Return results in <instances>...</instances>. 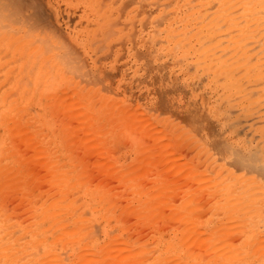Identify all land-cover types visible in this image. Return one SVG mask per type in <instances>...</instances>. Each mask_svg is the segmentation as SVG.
I'll use <instances>...</instances> for the list:
<instances>
[{
  "label": "rangeland",
  "instance_id": "374dc122",
  "mask_svg": "<svg viewBox=\"0 0 264 264\" xmlns=\"http://www.w3.org/2000/svg\"><path fill=\"white\" fill-rule=\"evenodd\" d=\"M6 1L9 2L7 3ZM17 1H23L24 3L21 2L22 5H14L11 3L14 2V0H11V2L10 0H0L2 4H8V7H11V5L16 7L21 6L20 9H22V16L18 14L17 16L20 17H16L17 11L15 10H17V8L14 7L15 10L10 12L13 19L11 18V21L3 19L8 22V24L5 22L6 25L3 24L4 22L2 23L7 29L0 28V30H8L10 26L13 27L15 25L13 28H18L17 32L26 31V34L30 36V32L35 28V31H38L32 33L31 37L34 38L37 36V38H39H35V41L33 42L36 43L37 41L39 44H42L41 40H45L49 37L51 40H48H50L52 44L55 42L57 43L58 40V45H56V47L54 45L55 49H51V52L58 51L57 53L60 56H57L56 53L55 55L57 57L55 56L56 59H53L54 56H49L50 54H48L47 59L45 58V60L42 61L49 64L50 60H53L55 63V71L57 68L59 70L62 69L64 76L61 77L66 80H61L60 77L54 82L52 75L55 71L54 73H52L53 71L51 72L52 75L49 74V78L51 76L52 78L50 79L53 80V82L49 81V79L46 81V85L41 83L43 82V79L38 78V81L42 80L41 82L39 81L42 86H47L49 84L48 82H52L49 84L50 86L48 85L49 88L42 89V91L52 90L51 92L55 93L50 94V91H48L49 94L45 95L38 94L39 89L41 88L40 84L37 82L34 84L32 81L29 82L30 80H24L21 83L22 90L24 87L22 93L25 94L24 92L29 91L23 96V98L29 99L26 101V107L23 105L24 102L20 105L17 100V104L15 105L17 109L14 107H12L11 110L8 107L9 111L6 107L0 109V113L2 112L0 115H4L3 117L6 118L1 119L5 123L2 122L3 125L1 124L2 127L0 126V144L3 145L6 141L10 145L9 148L11 152L8 151L9 148L4 150L7 147L2 148L7 155L6 162L10 157L15 159V161L12 158L7 163L5 162L6 164L4 163L3 165L6 167L1 165L2 167L7 168L9 167V163L13 160V165H11V162V168H9L10 171L13 170L11 172H14V177H11L13 174L8 172V168L6 169L8 173H5L6 170L4 169L5 174H11L10 176L7 175L9 176V179L6 178L8 183H5L0 179L2 181L0 182V188L4 189L3 191L0 189V193L3 192V196L0 197V200L1 203L7 207L6 209L9 210V213L12 212L17 219L21 217V221H27L28 219L26 220V218L29 217L30 219L32 217L30 216V211H32L31 208L33 204L36 205L40 201H43L44 198H46L44 201H49L53 198V194H55L56 197L64 191L67 192L69 189L66 195L64 193L62 194H64V196L74 194L73 197L71 195L69 197L74 200V202L77 201L74 205L77 211L82 212L85 216L87 214V217L90 216L88 214H94V212H98V215H102V217L98 216L96 218L97 220H93H96L94 223L100 226L94 225L91 221V233L95 230V226L98 230V232H96L97 230L94 231V233H97L96 235L93 233L96 239L100 238V241L103 242L106 237L109 239V234L111 236L117 231L118 234L121 231L123 232V234L121 233V237L124 242L122 244H120L121 241L119 242L123 256L120 252V256L122 257L116 258V260H118L117 262H114L113 260H115V258H113L112 261L114 264H137L147 262L149 258H151V255L157 252V245H161L171 235L173 236L174 233L181 232L183 228L186 227V223H190L191 220L192 222H195L196 218L198 219L197 226L190 232V234L188 232V245H191L190 248L192 250L194 249V251L202 252L207 250L210 241L207 233H198L200 230L199 221H203L202 219H206L207 217L210 218L213 225L215 224L216 226L219 220L223 218L220 220L221 224H218L217 226L220 227L225 223L230 225L231 222L229 223V221H227L230 219L228 218L230 216L224 215L228 218L226 219V222H224V216L219 215L221 214L220 212L224 210V207H226L225 210L227 207H230L228 213L231 214L235 211L234 215H236V213L238 214V216L235 217L241 218L238 222L237 220L239 219L237 218L231 219L232 222L233 220H236L235 223L238 224L237 227L239 226V228L234 226V228H231V231L228 230L225 233L226 235L224 234L226 236H224V238H226L227 241L232 243L238 241L248 225H263L260 223V220L262 219V214H264V202L260 205L256 203L258 204L255 206V208L257 207L258 209L256 213L255 211L253 213L251 209L248 210L249 207L253 206L250 204H247L249 205L247 207V212L244 211L246 208L242 209L243 204L241 202H239V204L241 203V206L236 203L237 206H235V204L226 201L230 206L220 205L221 208L219 206L218 210L217 207L219 203L217 204L216 201L218 198V200H220L222 198L221 196H223L226 191L223 192V195H220L224 187L222 185H220V187L218 183L215 184V181L213 180L214 177H212L213 174L214 176L218 174L221 178L225 177L223 179H227L230 173L229 170L231 169L233 171V167L236 168L234 162L238 164L239 162L236 161V159L234 161V159H232L233 157H230L229 155V153L234 152L233 149L238 151L235 150L237 154L232 153L234 156H241L239 153H244L242 156L246 155L247 157L249 154L248 151L250 150L262 154L258 156V159L260 156H264V101L261 99L263 96L257 93L261 96H258V98L260 97V100L258 99L256 102L255 97V101L253 100V97V99H249L250 101L247 100V97L249 96L251 98V95L253 96L256 91L248 90L247 88H250V86L246 83L247 88L244 89L242 87V90H245L242 94L244 95L245 92L249 91L250 94L246 93L245 95L248 94V96H244L245 99L242 94H240L242 91L241 89L239 94L234 95V93H230L229 97V94H227L229 92L227 91L232 92L234 86H232V89L230 88L231 90H228L229 86L225 89L226 84L223 85V82L226 83V81H223L225 76L222 79V72H220L219 75V71L222 69H218V72L212 74V70H207L205 63L203 64L202 62L201 65V62H198L199 64H197V61H193L196 60V55L194 57H185V59L182 57V53H176L174 52L175 50L172 52L169 50L170 52L163 53L164 47L160 44H165L166 39L162 35L156 36L155 38L152 36L155 40L152 38L151 41L150 39L151 45L149 44V48L151 49V52H149V54L155 51H157V53L155 52V58H148V47H145L146 42L144 39L146 34L150 31V25L152 26L155 22L152 18L155 17L157 18L156 20H158L157 12L164 11L163 8L167 9L168 7L165 6H170V0H161L158 5L147 3L148 5L145 4L141 6V11L145 13L144 15L147 14L146 17H143L144 19L139 15L138 6L134 5L135 9L133 6L130 7L131 4H129V0H96V2H92L94 5L92 4L93 7L90 8L88 7L89 4H86L85 6L84 2H87V0ZM14 3H16V1ZM163 4H165V6H163ZM106 6H113L112 8L110 7V11L108 9L112 17L108 15V20H105V15H95V12L98 14V11L99 14H103ZM127 7L131 9H128ZM92 8H95L94 14L91 11ZM129 10L130 14L132 12V19L126 18V13ZM85 11L87 15H85ZM154 13H156V15H153ZM31 14L32 16H30ZM166 15L167 16L164 18L167 19L168 14ZM96 17L98 19H96ZM101 18L106 21L104 22V27L102 26L104 20L99 22L102 20ZM149 18L154 22H149ZM140 19H142V22L138 21ZM22 20L33 25V27L36 26L37 29L36 27L31 29L27 26H21L23 23ZM12 21H15L14 25L13 23H9ZM130 21L131 25L128 24ZM158 21H156V23ZM12 27H10L11 30ZM81 27L84 32L81 31ZM93 27L103 28H94V30L92 29ZM39 29H41V32ZM85 31H89L88 35ZM10 32H14V29ZM40 35L44 37H41ZM52 35L53 38L51 37ZM89 35L91 37H89ZM19 38H21L20 34L17 35V39ZM21 39H19L18 42ZM202 39L203 40L192 39L194 44L191 43V45L195 47H191L189 53L194 52L193 49L197 50L199 44L198 41H201L202 43L206 42L205 44L210 42L209 38H206V40L204 38ZM61 41H63L62 44L64 43V46L61 44L63 47L60 45ZM12 42L10 43L12 44ZM45 42H43L44 45ZM35 43L32 47L36 46ZM48 43L46 42V47ZM28 44L31 46L30 42H28ZM39 44H37V46H39ZM6 45L7 49L5 47L6 50L4 49V52H2L3 47H0V56L8 57V53L11 52L10 45L5 44L2 46ZM49 46L52 47L53 45L51 46L50 44ZM48 49L49 48H47L46 51H48ZM198 51H200V49ZM69 52L70 54H68ZM178 54L181 56L177 57ZM51 55L53 54L51 53ZM61 56H68V59L65 60ZM69 56L72 60L71 64L69 62ZM180 57H182V60ZM57 58L60 60H57ZM6 61L7 64L8 59ZM38 61H41V59L36 60V62ZM64 61H66V64H70V66L68 65L69 67H67V65H64ZM56 62H59L60 64L58 63L57 65ZM81 63L83 66L78 68ZM38 73L40 74V72ZM56 74L57 72L54 76ZM58 75L60 76L61 73L59 74L58 72L55 77L56 79L58 78ZM239 75L240 77H243L242 73ZM237 77L238 78H235H240L239 76ZM244 81V78L243 80L240 78V84H236L241 85ZM33 84L36 87H34ZM25 86L27 87L25 88ZM37 86L39 87L38 92L37 90H34ZM239 88L241 87L239 86ZM31 89H33L34 94L31 93ZM43 93H45V91ZM30 94L32 95L30 96ZM36 94L39 95L40 99ZM46 95L47 97L45 98ZM48 96L52 99L50 100L52 101V105H50V103L47 104L48 106L43 105L42 103L48 100ZM236 97H241V99L239 98L237 100ZM37 99H39V101ZM109 100L113 102V104H111L114 105L113 107H109L110 103H112L109 102ZM246 101L249 102L246 103ZM261 101L263 102L262 104L258 103ZM47 102H44V104ZM121 102L125 103L127 106L130 105V107H127V110L116 108L121 105ZM251 102L253 104L249 105ZM115 103H117V106ZM217 105L221 112L215 113V111L219 110V108L218 110L216 108L218 107ZM43 106L45 108L49 107L48 110L44 109ZM211 106H214V108H211ZM21 109H23V111ZM42 109H44L43 112ZM35 110L39 111V114L36 113ZM28 112L31 114H38L39 116H36L38 117V121L41 122L43 118L44 124L47 123L48 125L49 122L52 125V130L48 128L49 125L47 128L45 126V129H43L42 126L44 124L40 122V125L38 124L40 128H36L37 124L35 123L34 125V123H32V121H34L32 117H34L33 115L35 114H33L32 117H26ZM23 113H26V118L20 117L21 115L23 116ZM40 114L41 117L43 116L41 119ZM44 115L48 116V119L44 118ZM28 117L32 119L30 120L31 122ZM15 118L19 119L20 122L18 121V124L14 126L15 131H13L12 127ZM17 125H19V127L25 125L29 130L24 127L25 129L22 130L25 131L24 134L23 132L19 134L21 131H16V128H18L16 127ZM34 126L36 128L35 131L48 130L49 134L47 136L49 137L45 140L47 141L46 144L51 145V151L47 146L46 150L45 148H42L43 146H41V142L38 140L42 139L40 137L43 134L41 135L40 131V133H32L34 132ZM1 141H3V143H1ZM226 142L230 145L226 144ZM226 145L230 146V149L232 150H229V147H225ZM218 148H220L221 152ZM213 151H215L216 154H213ZM47 152H50V154ZM254 152H250L251 155L252 153L254 155ZM257 153H255V156ZM239 156L237 160L242 159L244 161L249 159V156L247 159H243L244 157L239 158ZM261 160L264 164V157L261 158ZM51 162H55V164H53L54 166ZM49 163L51 169L59 163H66V172H70V174L74 173L73 175L67 174L66 176L68 177L65 176L62 179H56L52 176V170L49 169V173L47 171L48 167L46 165H49ZM243 164L244 162L242 163V167L246 168L244 167L245 164ZM68 165L74 166L69 169L67 168ZM21 169L23 172L20 171ZM247 169L249 168L247 167ZM14 170H16L17 174L21 172L20 175L17 176ZM240 170L243 171V169ZM5 174L3 175L6 176ZM77 174L79 179H82L83 177L84 182H81V180L76 178ZM72 177H75L78 182L81 183L72 187ZM64 180H68L69 183ZM211 181H213L214 185L211 184ZM90 182L91 184H89ZM52 183L57 186H59L58 183H60V186L57 187L56 185H52ZM84 183L86 184L83 185ZM88 184H95L97 187H95V185L93 187L99 189L102 188L103 192H107L108 195L111 194V196L113 195L112 198L114 199V205H112L113 203L111 204L112 200L111 202L103 200L106 198L108 199L107 195L103 194V197H98V193L90 192V189L86 186ZM215 185L217 189L214 187ZM62 186L65 187H63V190L61 189ZM84 186L85 193H93V195L98 197L99 203L102 200L101 205L99 204L98 206L97 202L94 205L95 208L88 207L83 199L84 193L82 189L84 188L82 187ZM217 186H219V188ZM54 187L57 188L55 189ZM133 187L137 188L134 189ZM94 190L96 189H93V191ZM57 191H59V193ZM79 191L80 193H78ZM100 192L102 191L100 190ZM49 195L53 196L50 197ZM154 195L155 197H153ZM149 196L152 200L155 199V205L153 207H150L152 202L151 199L149 200ZM257 198L259 199V197ZM229 199L231 198H228V201H230ZM148 200L150 201L148 208H143L145 205L144 203H148ZM251 200L250 203L253 204L254 200L257 199L253 197ZM107 202L115 207H111L115 210H110L113 211L112 215L115 212L114 216H118V223H114L117 219H112L110 213L109 215L111 218H109V216L106 217V219L104 218L105 216L103 215L106 213L104 205L107 204ZM140 202L141 204L143 202L141 211L138 209ZM231 202L234 201L232 200ZM3 204L2 206H4ZM35 205L33 206V210H35L34 208H37V205ZM108 205L106 207L107 214L105 215H108L109 212L108 209L110 206ZM232 205L234 207H232ZM28 206L31 207L29 210L30 213L26 211L29 209ZM238 206L241 207H239L238 210L242 209L243 211H237ZM102 208L104 212L101 211ZM149 208H151V210H149ZM255 208L253 209L256 210ZM143 209L149 211L144 212V210L142 212ZM12 210H14V212ZM85 210L86 212L84 213ZM99 210L101 211L100 213ZM248 211H251L253 216L256 215V217L261 214V216H259L260 219L257 217L255 221L254 219H251L250 221L252 222H248L244 217L243 220V216L252 215V213ZM25 212L29 214L26 213V216L23 214ZM239 212H245L246 214L239 215ZM21 215H25V218ZM209 215H214V217ZM215 216L221 218L216 220ZM189 218L191 219L190 221H188ZM246 218L248 217L246 216ZM257 219L259 220L257 221ZM222 221L224 224H222ZM106 223H110L108 225L110 226L109 228ZM111 223L114 224L111 225ZM232 224L234 225V223H231V225ZM93 225L94 228L92 227ZM119 226H122L123 228ZM120 228L122 230H120ZM104 231L107 233H104ZM124 234L126 236H124ZM113 237H115V235ZM123 237L128 240V243H126ZM191 239L193 240L192 244L189 243ZM100 241H98L99 245L102 244ZM135 244L145 250V253L140 257H135V251L132 250L134 249L132 247H134ZM81 245L82 244H80L79 248ZM95 246L97 247L95 249H97L98 253V250H103L100 248L98 249V245ZM81 248H83V246ZM81 248L78 249V251H80ZM75 252L76 255L79 256L77 251ZM100 253L99 255L101 256H98L97 254L98 259L101 257V260L105 262H102V264H107V261L110 258L105 256L108 257L106 259L104 258L107 260L105 261L102 258V255L104 257V254ZM67 254H69V251H67ZM91 254H89V257ZM96 254L93 253V255ZM72 255L73 252L70 253V258ZM73 256L75 259L78 258L75 255ZM142 257L143 260L138 259ZM101 260L99 261L100 263ZM110 261L111 260L108 262ZM113 263L111 262V264ZM235 264L257 263H246L245 261H241Z\"/></svg>",
  "mask_w": 264,
  "mask_h": 264
},
{
  "label": "bare ground",
  "instance_id": "6f19581e",
  "mask_svg": "<svg viewBox=\"0 0 264 264\" xmlns=\"http://www.w3.org/2000/svg\"><path fill=\"white\" fill-rule=\"evenodd\" d=\"M15 1H16V3H14ZM160 1L161 0H129V4H131L130 7L133 6L134 9H135L134 5L138 6L139 15H141L142 16L141 18H143V17H146L147 14L144 15L145 13L143 11H141L140 7L147 4V3L158 5ZM6 2H3V3H6ZM10 2H11V0H10ZM14 2H11V3L14 5L15 4L16 5L17 4L22 5L21 2H23V1L20 2V1L14 0ZM87 2H84L85 6H86V4H89L88 7L90 8V7H93L92 2H96V0H93V1L91 0V2H90V0H87ZM110 3H109V5H110ZM7 5L2 4V2H0V22L2 21L0 23V28H2V29L3 28L7 29V27L5 26L6 25L5 22L8 24V22L6 20H3V19H7L8 21H11V18L13 19V17H11L10 12H13L15 10L14 7H16L14 5H11V7H8ZM111 5H112V3H111ZM163 6H165V4H163ZM20 7L21 6L16 7L17 8V10H15V11H17L16 17L22 16V11H21L22 9H20ZM110 7L106 6L104 11H103V14H99V11H98V14L95 12V15L96 16H99V15L104 16L105 15L104 19L108 20V17H107L108 15L110 17H112V15H110L109 11L113 6L111 8ZM165 7H168V8L167 9L163 8L164 11L157 12L159 21L156 20L157 18H155V17H153V18L151 17L155 22L153 20H151L150 18L148 20L149 22H151V21L154 22L152 24V26L150 25V27H151L150 31H149V33L146 34V37L144 39V41L146 42L145 47H148L147 48L148 54H149V52H151V49L149 48L150 47L149 44L151 43L152 38L153 37L155 38L156 36L162 35L166 39V42H165V44H160V45H163L162 47H164V50H163L164 52L163 51H161V52L166 53L169 50L171 52L173 50H175L174 52H176V53H180V54L182 53L183 58H185V57L187 58L189 56L194 57L196 55V57H195L196 60H193V61H195V62L197 61L196 62L197 64H199L198 62H201L200 63L201 65H202V62H203V64L205 63L207 70L208 69L212 70V74L215 72H218V69L219 70L222 69L221 71H219V75H220V72H222L221 74H223V77H221V78L223 79L225 76V78L223 79V81H226V83L223 82V85L226 84L225 89H227L226 87L229 86V88H228V90H229L230 88L232 89V86H234L235 91L234 90H232V92L227 91V92H229V93H227V94H229V97H230V93L231 94L234 93V95L239 94L240 89L241 90L243 88L246 89L247 84H248L250 86V88H247V89L256 91V93H255L256 95L253 94V96L251 95V98H250L248 96V94H250V91L245 92V94L248 93L247 95H245V94L243 95L242 92H244L245 90H242L240 94H242L243 98H244V96H248L249 98L247 97V100H249V99H253L255 97L256 102H257V100L261 96H263V98H261V99H262V101H264V0H172V1L170 0V6L167 5ZM108 9H109V11H108ZM128 9H131V8H128ZM138 9H137V11H138ZM91 11L94 14L95 8L94 9L92 8ZM18 14H20V16H17ZM166 14H168L167 19L164 18L165 16H167ZM85 15H87L86 11H85ZM153 15H156V13H154ZM30 16H32V14ZM7 17H9V18H7ZM90 17H91V14H90ZM137 17H138V15H137ZM148 17H150V16H148ZM92 18H94V17H92ZM126 18L127 19L133 18L132 12L130 14V10L127 11ZM139 18H140V16H139ZM96 19H98V18L96 17ZM101 19H100L101 21H99V22H102L104 20L103 18H101ZM90 20H91V18H90ZM105 20L103 21V25H102L103 27H104V22H106ZM124 20H125V18H124ZM141 20L142 19H140L138 21H141ZM96 21H98V20H96ZM131 21L128 24L131 25ZM156 21H158V22L156 23ZM14 22L12 21L9 23H13V25H14ZM22 22H21L22 23L21 26H27L31 29L36 27V26L33 27V25L26 23L23 20H22ZM2 23L5 25L3 26ZM10 27H12V26H10ZM10 27H9L10 30L8 29L9 31L5 30V29L0 30V47H3V50L1 49L2 52H4L7 49V45L6 46H2V45L8 44V45H10L9 47L11 49V52H9L10 55H9V53L7 55L8 57L0 56V109L3 107H6V109H8V111H9V108L11 110L12 107L17 109L15 107V105L17 104V100H18V103L20 105L24 102L23 103L24 106L27 103L26 101L29 100V99L23 98V96H25V94H27L29 92V91L28 92L26 91L27 93L26 92H24L25 94L22 93L24 91V87L22 90L21 89V85H22L21 83L24 80H27V81L30 80L29 82L32 81L34 84L37 82L40 85H41V83H44L46 85L47 84L46 81H48L50 78H52L51 76L49 78V74L52 75V73H54V71H55L54 61L50 60V63L47 64V62L42 61V60H45V58L47 59L48 54H50L49 56H54V57L56 55L60 56L57 53L58 51H55V52L52 51L51 52V49L52 50H53V48L55 49L56 45H58L57 39H55V40H57V43L55 42L56 44L51 43L50 37L45 39V40H41L42 44H39V42H37V41L35 43V42H33V41H35L34 39L39 38V37L37 38V36H35L34 38L31 37L32 33H36V31H38V30L35 31V28L32 30V32H30L31 33L30 36H28L26 34V31L25 32H22V31L17 32L18 28L16 29V28L12 27V30H11ZM103 27H100V28L93 27L92 29H94V28L95 29H97V28L101 29ZM13 29H14L15 33L17 32L16 35L14 32H12V33L10 32V31H13ZM36 29H37V27H36ZM80 29H81V31H83L82 27ZM39 30L41 32V29H39ZM40 32H39V34H40ZM85 32L88 35L89 31L88 32L85 31ZM19 34H20V37L22 38V39L19 38V39H21L20 40L21 42L19 41L20 43L18 42L19 39H17V35H19ZM41 37H44V36H41ZM51 37L53 38V35ZM89 37H91V36L89 35ZM86 38H87V36H86ZM193 38L196 40H198V39L203 40L202 38H204L206 40V38H209L210 42L208 44H205L206 42L202 43L201 41H198L199 42L198 48H197V50L193 49L194 52H192L193 53L192 54V53H189V51L191 50V47H195V46L191 45V43H193L192 42ZM48 39H50V40H48ZM150 39H151V41H150ZM12 41L15 42L16 44L13 43ZM45 41L47 43L49 41L47 47H46ZM10 42H12V44L14 46ZM28 42H30L31 46L28 44ZM43 42H45V45L43 44ZM62 42L63 41H61V43L59 42L60 45L62 44ZM195 42L198 43L197 41H195ZM34 43L36 46L32 47L34 45ZM139 43H141V42H139ZM37 44H39V46H37ZM50 44H51V46L52 45L53 46L50 47L49 46ZM54 45H55V47H54ZM62 45L64 46V43ZM62 45H61V47H63ZM5 47H6V49H5ZM152 47H153V45H152ZM47 48H49L48 51H46ZM199 49H200V51H198ZM155 50H157V49H155ZM8 51H10V50H8ZM48 52H51L53 55H51V53H48ZM155 52L157 53V51H155ZM155 52H152L151 54H149L148 58L149 59H150V57L155 58L156 57ZM68 54H70V52ZM180 54H178L177 57L181 56ZM168 55H169V53H168ZM172 55H173V53H172ZM54 57H53V59H56V57L55 58ZM61 57L64 58L65 60L68 59L67 58L68 56H61ZM182 57H180L181 60H182ZM58 58H60V57H58ZM58 58H57V60L62 59V58H60V59H58ZM7 59H8V63L6 64ZM38 59H41V61L36 62V60H38ZM51 59H52V57H51ZM64 62H65L64 65H67V67H69L70 64L72 63L70 56H69L70 64H66V61H64ZM58 63L59 62H56L57 65H58ZM81 64L78 66V68L83 66V64L82 65ZM58 70L59 69L57 68L55 73L57 72V74H58V72H59V74L61 73V75L60 76L58 75V78L56 79L55 77L57 74L54 76V74H55L54 73L52 75L54 82H56V80H58L61 76H64V72L62 73V69L59 71ZM38 72H40L41 76L42 75L43 76L41 77ZM238 73L239 74L242 73L243 77H240V75ZM38 75H39V77H38ZM90 75H91V73H90ZM236 75L239 76L240 78H242V80H243V78L245 79V81H246V82L244 81L245 85H244V82H242V84H241L242 86L239 85L240 84V82H239L240 78L236 79V78H238ZM38 78L43 79V82H41L42 80L41 81L39 80L41 82V83H39ZM46 78H48V79H46ZM62 79H65V78L61 77V80ZM53 80L50 79L49 81L53 82ZM236 80H237V82H236ZM52 82H48V83L50 84ZM236 83H239V84H236ZM23 85H24V83H23ZM45 85L44 86L41 85L40 89L37 86V88H34V90H37V92H38V89H39L38 94L39 93L44 94V95L49 94L48 91H50V90H43L42 91V89L49 88L48 85L47 86H45ZM239 86L241 88H239ZM26 87L27 86H25V88ZM34 87H36V86L34 85ZM50 89H51V87H50ZM31 90H32L31 93H33V89H31ZM44 91H45V93H43ZM51 91H50V94L55 93V92H51ZM257 93L261 94V96L258 95ZM31 95L32 94H30V96ZM39 95H37V97L40 99ZM49 96H48L49 101L48 100H47L48 102L44 101L47 103L44 104V102H43L42 103L43 105H47L49 103H50V105H52V101H50L52 99H50ZM258 96H260V97L258 98ZM46 97H47V95L45 96V98ZM241 97H239V98L241 99ZM239 98L236 97L237 100ZM255 98L253 99L254 101H255ZM39 99H37V100L39 101ZM262 101L258 102V103L262 104L263 103ZM109 102H112V101L109 100ZM248 102L246 101V103H248ZM111 104H113V102L110 103V105ZM115 104L117 106V103H115ZM252 104L253 103L251 102V104H249V105H252ZM110 105H109V107L114 106V105H111V106ZM127 107L129 108L130 105L127 106V105H125V103L121 102V105L119 107H116V108H120V110L121 109L127 110L126 109ZM48 108L49 107H47V108L44 107V109H47V110H48ZM211 108H214V106H211ZM216 108L218 110L219 106ZM44 109H42V112L44 111ZM21 110L23 111V109H21ZM35 111H36V113L39 114V111H37V110H35ZM216 112H221L220 108L218 111H215V113ZM222 112H224V111H222ZM0 114H2V112ZM25 114L23 113V116L21 115L20 117H22V118H26L27 116L32 117V115L35 113L31 114L28 112L26 117H25ZM38 114H35V115H33L34 117H32V119H34V121H32V123H34V125H35V123L37 124L36 128H40L38 126V124L40 125V123L44 122V119L42 118L43 116L41 117V114H40V119L42 118V121L41 122L38 121V119H37L38 117H36V116H39ZM221 114H219V115H221ZM3 116L4 115H0V126H1V124L3 125V123H5V122H3V120H1L2 118H5ZM30 117H28L29 121L32 120V119H30ZM47 117L48 116L44 115V118L48 119ZM35 119H37V120H35ZM18 121H19V119L15 118V120L13 122L14 123L13 127L16 124H18ZM48 125L46 123L42 126V128L45 129V126H46V128L48 126V128H50V130H52V125L49 122H48ZM13 127H12V130L15 131V127L14 128ZM16 127H18V128H16L17 129L16 131H21L19 134H21L22 132L24 134L25 131H22V130H24L25 128L27 130H29V128L25 125L24 126L21 125L20 126L21 128L19 127V125H17ZM30 128H32V127H30ZM33 128H34V132H32V133H35V132L40 133L41 132V135L43 134L40 137L42 139L38 140L39 142H41V146H43L42 148H45V150H46V146H47V148L49 147L50 151H51V149H52L51 145L46 144L47 141L45 140V139H47V137H49V136H47L49 134L48 130H39L40 131L39 132L38 130L35 131V129H36L35 126ZM30 130H32V129H30ZM36 138H37V136H36ZM1 143H3V141H1ZM6 143L7 142L5 141L3 145L0 144V177H1L0 179L3 180V182L8 183V180H6V178L9 179V176L11 175L10 173H12L11 171H13V170L10 171L11 165H13V160L11 161L12 164H11V162L9 163L10 168L9 167L5 168L6 166L3 164L6 162L7 155L5 154L4 150H7L10 147V145L8 143L5 146ZM226 144L230 145L228 142H226ZM228 145H226L225 147H229V150H232V149H230L231 147ZM5 147H7V148H5ZM2 148H5V149L3 150ZM218 149L220 150V148H218ZM235 150L236 149H233L234 152L229 153V155H230V157H233L232 159H234V161L236 159V161H238L239 164L234 162L236 168L233 167V171L231 169L229 170L230 173H229L228 178L223 179L225 177L221 178L218 174L215 176H214V174L212 175V177H214L213 178V180L215 181L214 183L215 184L218 183L219 186L222 185L224 187V189L222 190V193L219 192V193H221L220 195H223V192L226 191V193L223 196H221L222 198L220 200H218L219 198L217 199L216 203L217 204L219 203V205L217 207L219 210L220 205L230 206L227 202H230L231 204L236 203L237 205L239 204V202H241L243 204L242 209L246 208V209H244V211L247 212V207L249 206L247 204L253 205L252 207L255 208V206H257L258 204L259 205L263 204V202H264L263 201L264 200V164H263V161L261 160V158H263L264 156H260L258 159V156L262 155V154H260V153L258 154L257 152H254L251 150L248 151L249 154L247 155V157H246V155L242 156V154H244V153H239V154H241V156H239V155L234 156V155H232V153L235 154L237 151V150L236 151ZM8 151L11 152L10 148ZM2 152H4V153H2ZM220 152H221V150H220ZM250 152H254V155H253V153L251 155ZM47 153L50 154V152H47ZM211 153H212V150H211ZM214 153H215V151H213V154ZM255 153H257L256 156H255ZM238 156H239V158L244 157L243 159H247L249 156V159H247V160L243 161L242 159H240L244 162L245 165L244 164L243 165L246 168L242 167V163H243L242 161L237 160ZM12 158L10 157V159H12ZM10 159H8V161ZM67 159H69V158H67ZM14 161H15V159H14ZM234 163H233V165H234ZM53 164H55V162L52 163V165ZM237 164H238V166H237ZM1 165L5 166V167H2ZM71 165H72V163H71ZM46 166L48 167V168L46 167L48 173L50 172V170H52V173H53L52 176H54V178H56V179H62L67 174H70V172H66V169H65L67 166L66 163H59L52 169L50 168V163H49V165L47 164ZM73 166L68 165L67 168L70 169V167H73ZM254 166H255V168H254ZM17 167H19V166H17ZM17 167H16V170H17ZM247 167L249 169H247ZM8 168H9L8 172H10V173L5 174V173H8L6 170ZM4 169L6 170V172ZM228 169H229V167H228ZM235 169L236 170L238 169L237 170L238 172ZM240 169H243V171ZM16 170H14L15 174L17 176H19L21 173L20 171H22V169L20 171H18V172H20L19 174L16 173ZM239 171H242V172H239ZM73 173L70 175H73ZM215 173H220V172H215ZM3 174H5L6 176H4ZM2 175L4 178L2 177ZM7 175H9V176H7ZM16 175H15V177H16ZM11 177L13 178L14 174L11 175ZM66 177H68V176H66ZM23 178H24V176H23ZM72 178H73L72 179L73 182L71 185L72 187L79 185L83 181V177H82V179H79L78 174L76 175V178L78 180H81L80 183L78 182V180L75 177H72ZM80 178H81V176H80ZM1 180H0V182H2ZM64 181H66V180H64ZM66 182H68V180ZM85 182L88 183L87 181H85ZM211 182H212L211 184L214 185L213 181H211ZM54 183H56V182H54ZM86 183H84L83 185H85ZM58 184L60 186V183H58ZM89 184H91V182ZM52 185H56V184L52 183ZM88 185H86V186H87V188L90 189L89 190L90 192H93V193L95 192L96 194L97 193L101 194V195L97 194L98 197H103V194L107 195L108 199L105 197L106 199H103V200H105V201L108 200V202H111V200H112L111 204L114 202V199L112 198L113 195L111 196V194L108 195L107 192H103L102 188L101 189L95 188V187H97V185H95V184H94L95 187H93L94 186L93 184L89 185V187H88ZM59 186H57V187H59ZM64 186L61 187L62 190H63ZM90 186L93 188H91ZM219 186H217V187L219 188ZM57 187H54V188L56 189ZM98 187H100V186H98ZM214 187L216 188V185ZM82 188H84V189H82ZM82 188L81 189L83 190V193H84V198H83L84 202L88 205V207L95 208L94 205L98 202V197H96L95 195H93V193H90V192L85 193V186ZM133 188L136 189L137 187H133ZM0 189H1V191L4 190L3 188H0ZM59 189H57V190H59ZM93 189H96V190L93 191ZM62 190H61V192H62ZM68 190H67V192H68ZM100 190L102 192H100ZM57 192L59 193V191H57ZM67 192L64 191L62 193H64L66 195ZM62 193L56 197H55V194H53L54 196L51 195V196H53V198H51L49 201H44V199H46V198H44V199L42 198L43 201H40L41 202V203L39 202L40 204L37 203L36 204L37 206L35 204H33V205L31 204L32 208L28 206L29 209L26 211L29 212V210L31 208L32 211H30L31 212L30 216H32V217L30 219H29V217L26 218V220L28 219L27 221H25V220L21 221L20 216H19L20 218H18L19 219L18 220L16 218V216H14L12 214V212L9 213V210L6 209L7 207L3 203H1V200H0V264H102V262H104V261L101 260V257L98 259V256H101V255H99V253L101 251H102L101 253L104 254V257L102 255V258L106 259L109 257L110 259H108V261L111 260L110 262H108L105 259L104 260L107 261V264L108 263L111 264V262L113 263V261L114 262L118 261V260H116V258H121L123 256L122 251H121L122 250L121 245H120L124 242V241H122V237H121V233L123 234V232L121 231L119 234L117 233L118 231L115 233L113 232L114 234H112V235L113 236L115 235V237H113L112 235L110 236V234H109L108 235L109 239L107 237L104 240L101 239V240H103L104 243L102 241H100V238L99 239L97 238L98 239L97 240L95 238V235L97 234L96 232H98V230L96 229L97 228L96 226H100V225H96L94 222L97 220L96 218L98 216L102 217V215H98V212H94V214H92V213L88 214V215H90L89 217H87V214L85 216L82 212H79L75 209L74 205L76 204L77 201L74 202V200H72L69 197L71 194L69 196H64V194H62ZM78 193H80V191ZM2 194H3V192L0 193V197L3 196ZM71 196L73 197L74 194ZM46 197H48V196H46ZM153 197H155V195ZM218 197H220V196H218ZM253 197H255V199H257L258 201L254 200V203L252 204V203H250V200H251V198L253 199ZM257 197H259V199ZM228 198H231V199H229L230 201H228ZM150 199L152 202L150 204V207H153L155 205L154 204L155 199L152 200V198H150V196H149V200ZM149 200H148V203H144L145 204L144 207H143V202H142V204L140 202L141 205L139 204V206L137 204L138 209L141 211L142 207L148 208L149 203H150ZM232 200L234 202H231ZM101 202H102V200H101ZM101 202L100 203L98 202V206H99V204L101 205ZM108 202H107V204H105L106 206L104 205L105 212H106L105 214H107V210H106L107 208L106 207L109 204ZM251 202H252V200H251ZM256 203H258V204H256ZM2 204L4 206H2ZM111 204L108 205V206H110L108 209L109 210L108 215L104 214L103 216H105L104 217L105 219L108 216H109V218H111V216H112V219H114V218L117 219L116 221H114V223L115 222L118 223L119 222L118 218H117L118 216H114L115 212L112 215L113 211L110 210V209L115 208L112 206V205H114V203L112 205ZM236 204H235V206H237ZM34 205L37 207V208H34L35 210H33ZM245 205H247V206H245ZM240 206L237 207V211L242 210V209L238 210V208ZM111 207H113V208H111ZM232 207H234V206L232 205ZM252 207H249L248 210L251 209L253 211V213H254V211L256 213L258 210L257 207L255 208L256 210H254ZM4 208L6 209V211ZM103 208L101 210L102 212H104ZM220 208H221V206H220ZM225 208L226 207H224L223 208L224 210L220 212L221 214H219V213L218 214L221 216H224V215L230 216V217H228L230 219H228L226 216H224V219H225L224 222H226V219H228L227 221H229V223L230 222L234 223V225L233 224L231 225V223H230V225L228 223H225V224H228V225H225L224 222L222 221V224H224V225L218 227L217 225L221 224L220 220L223 219L221 217H220L221 219L218 218L219 216L218 217L215 216L216 220L220 219L216 226H215V224L213 225L212 220L210 218H207V217H206V219L205 218L202 219L204 222L201 220H200L201 222L199 221V226H200L199 229L200 230L198 231V233L199 232H201V234L207 233L208 239L210 241L209 247L207 248V250L202 251V252L196 251V250L194 251V249L192 250L190 248L191 245L190 246L188 245V242H187L188 232L190 234V232L198 224L197 218H196L195 222L194 221L192 222V220L190 219L191 217H190L188 221L191 220V222L188 224L186 223V227H184L181 232L174 233L173 236L171 235L172 237L170 236L161 245H157V252L153 253V255H151V258H149V260L147 262L137 263V264H235V263H238L241 261H245L246 263L253 262V263H257V264H260V263L264 264V223H262V222H264V214H262L263 216H261V214H259V216H261V218H262L260 220V223L263 224L262 225L263 227L258 226V225L253 226V224H252V226L251 225H248V227L246 226L245 230L242 233V236L238 239V241H236L235 243H232L230 241H227L226 238H224V236L226 235L225 233L228 230L231 231L232 230L231 228H234V226H236V228H239V226L237 227L238 224L235 223L236 220H233V222L231 221L232 218L233 219L237 218L235 216H238V214L236 213V215H234L235 211H233L232 213L230 212L231 214H233V215H231L228 213L230 211V209H229L230 207H227L226 210H225ZM82 210H84V209H82ZM113 210H115V209H113ZM144 210L145 209H143L142 212ZM146 210L144 212H148L149 210H151V208H149L148 211H146ZM12 211L14 212V210H12ZM101 211L99 210V213ZM116 211H117V209H116ZM27 212H25L23 214L26 215ZM85 212H86V210L84 211V213ZM248 212H251V211H248ZM29 213H27V214H29ZM109 213L111 214V216L109 215ZM224 213H227L228 215L224 214ZM253 213H252V215L250 213H249L250 215H245L246 214L245 212L244 213L239 212V215L244 214L245 216H243V217L241 216L242 219L245 217L244 219L245 220L247 219L246 221L249 222L251 219H254V221H255V219L257 217H259V216L256 217V215L253 216ZM61 214H63V215H61ZM25 215H21V216L25 218ZM116 215H117V212H116ZM209 216H211V215H209ZM246 216L249 218V220H248V218H246ZM211 217H214V215H212ZM94 219H96V220L93 221ZM237 219H239V220H237V222L241 220V218H237ZM259 219H260V217H259ZM259 219H257V221ZM91 221L93 222L94 225H96L95 228H94V225L92 226L95 230H97L95 233H94L95 230H93L92 233L90 231V226L92 225ZM250 222H252V221H250ZM106 224L108 226L110 223L109 224L106 223ZM113 224L111 223V225H113ZM231 226H233V227H231ZM109 227L110 226H108V228ZM119 227H122V226H119ZM120 230H122V229L120 228ZM105 232L106 231H104V233ZM124 236H126V235L124 234ZM119 237H121V238H119ZM96 240H97V242H96ZM124 240L126 241V243H128L127 239L124 238ZM98 241H100V243H102V244L99 245ZM119 242H120V244H119ZM192 242H193V240L191 239L189 243L192 244ZM80 244H82L81 247L83 246V248L80 247L81 252L78 251V249H80L79 248ZM95 245H98V249L100 248L103 250H98L99 251V253H98L97 249H95V248H97ZM113 248H114V250H113ZM132 248H134L132 250L135 251V253H134L135 257H137V256L140 257L143 253H145V250L137 244H135V246ZM67 251H69V254H67ZM75 251H77V254H79L80 258L78 255H76ZM95 251L97 252L98 256H97ZM72 252H73V255H75L79 259L78 258L75 259L73 255L70 258V253H72ZM74 252H75V254H74ZM78 252H80V253H78ZM120 252H121L122 256H120ZM93 253H95L96 255H93ZM118 253H119V255H118ZM89 254H91L90 257H89ZM105 256H108V257H105ZM113 258H115V260L112 261ZM138 259L143 260V257L138 258ZM100 260H101V263L99 262Z\"/></svg>",
  "mask_w": 264,
  "mask_h": 264
}]
</instances>
